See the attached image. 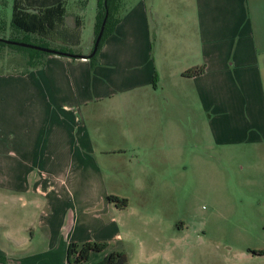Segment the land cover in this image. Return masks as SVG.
I'll list each match as a JSON object with an SVG mask.
<instances>
[{
	"label": "crops",
	"instance_id": "0c3cea01",
	"mask_svg": "<svg viewBox=\"0 0 264 264\" xmlns=\"http://www.w3.org/2000/svg\"><path fill=\"white\" fill-rule=\"evenodd\" d=\"M199 65L202 74L183 75ZM16 72L0 69V254L7 264H68V244L85 241L108 243L85 264L110 251L150 260L154 237L148 231L143 240L134 228L150 225L155 209L127 208L128 199L126 208L110 201L72 208V187L80 195L102 191L112 170L147 179L142 166L168 161L183 146L185 108L198 133L201 113L209 112L205 128L216 146L256 148L264 160V0H132L94 67L89 58L52 53ZM113 163L121 167L111 170ZM66 176L69 191L61 188ZM132 241L136 249L127 250Z\"/></svg>",
	"mask_w": 264,
	"mask_h": 264
},
{
	"label": "rangeland",
	"instance_id": "374dc122",
	"mask_svg": "<svg viewBox=\"0 0 264 264\" xmlns=\"http://www.w3.org/2000/svg\"><path fill=\"white\" fill-rule=\"evenodd\" d=\"M131 1L123 0V10ZM52 2L0 0V24H6L0 35L27 39L29 44L37 45L35 34L24 38V33L13 31L11 21H26L31 27L38 20L33 14L40 16L41 9L49 6L54 8L55 16L61 11L65 14L62 22L57 21L47 31L50 47L65 45L76 53L89 54L94 45L96 0H56V5L49 4ZM1 58L10 62L0 65L6 71L24 67L26 59L10 48L0 53ZM188 110L185 108L180 117L185 126L183 146L172 149L168 161L142 166L147 170V179L134 182L121 175L116 177L112 167L121 164L113 163L102 191L93 189L86 196L80 195V189L71 186L68 176L63 177L65 185L58 181L59 187L68 191L72 187V208H105L109 202L104 196L106 190L128 199L127 208L155 209L156 217L150 225L142 228L137 223L134 228L143 240L148 231L154 237L152 243L148 242L154 245L152 250L151 246L147 249L152 257L143 261L137 253L129 264H264V254L254 253L257 247H264V160L256 148L216 146L205 128L209 112L201 113L198 133L197 118L193 123ZM133 184L141 185L144 196H139ZM110 203L111 208L116 207ZM125 245L127 250L137 247L134 241Z\"/></svg>",
	"mask_w": 264,
	"mask_h": 264
},
{
	"label": "trees",
	"instance_id": "16d2710c",
	"mask_svg": "<svg viewBox=\"0 0 264 264\" xmlns=\"http://www.w3.org/2000/svg\"><path fill=\"white\" fill-rule=\"evenodd\" d=\"M49 1H53L54 3L53 2L49 3L53 5H56L59 2V1L56 2V0H49ZM42 10L43 12H41V15L39 14L40 16H38V14H33V16L35 17L37 16L38 20H37V23H35L31 27L29 25H26V21L24 23H19L16 20H12L11 28L13 29V31L16 30L19 33H24V38L30 36V34L31 35L35 34L36 35L35 44L41 47L52 49L55 52H47V51H43L40 49L20 46L16 44H10V43L5 42L2 39L25 42V43H28L29 41L27 39H16L15 37L6 38L5 36L0 35V53H2V51L5 48H10V49L21 52L26 58L24 62V67L22 68L20 67L17 70L16 69L12 70V71H17L16 73H25V72H28L30 68L41 65L44 61V58L52 53L60 54V55H68V56H70V54L80 55V53L74 52L71 48L65 45L50 47L49 43L47 42L48 40H46L49 37V33H47V31L48 30L51 31V29L54 27L57 21L62 22L65 14L64 12L61 11V13H58L57 16H55L54 8L49 7V6H48V9L42 8L41 11ZM125 10L126 8L123 10V0H96L94 41L100 30V27L102 25V22L105 16H106V19H105L103 34L99 41L97 50L89 58L91 67H94L97 64L98 55L104 44L105 39L110 34L113 33L116 24L123 17ZM5 29H6V24H4L2 21L0 24V31L5 30ZM24 49H28L30 51L24 50ZM71 57L74 58V56H71ZM75 57H78V56H75ZM8 62L9 61L4 58L0 59V65H4L5 63H8ZM203 72H204V65H199V66H195V67L185 70L183 72V75L186 77H192V76L202 74ZM107 199L110 202H114L116 207L118 208H124L127 206V199L124 197L109 195ZM107 246H108V243L106 241L70 242L67 246V251H66L67 263L68 264H85L89 260L91 253L102 252L107 248ZM254 253L258 255L264 254V249H258ZM0 262L3 264H7L6 258L1 254H0ZM96 264H129V261H128L127 255L124 252L110 251L102 259H100Z\"/></svg>",
	"mask_w": 264,
	"mask_h": 264
},
{
	"label": "water",
	"instance_id": "95a60500",
	"mask_svg": "<svg viewBox=\"0 0 264 264\" xmlns=\"http://www.w3.org/2000/svg\"><path fill=\"white\" fill-rule=\"evenodd\" d=\"M105 19H106V16L102 22V25L100 27V30L95 38V41H94V45H93V50L87 54V55H75V54H70V56H78V57H82V58H90L97 50V47H98V44H99V41L101 39V36L103 34V30H104V25H105ZM4 40L5 42L7 43H10V44H16V45H20V46H25V47H30V48H35V49H40V50H43V51H47V52H55L54 50L52 49H49V48H45V47H41V46H38V45H32V44H29V43H25V42H19V41H11V40H6V39H2Z\"/></svg>",
	"mask_w": 264,
	"mask_h": 264
}]
</instances>
